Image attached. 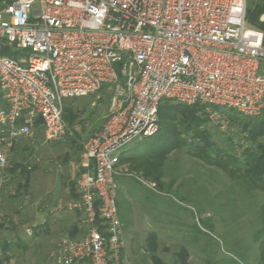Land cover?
Returning a JSON list of instances; mask_svg holds the SVG:
<instances>
[{"label":"built area","instance_id":"2783aa9c","mask_svg":"<svg viewBox=\"0 0 264 264\" xmlns=\"http://www.w3.org/2000/svg\"><path fill=\"white\" fill-rule=\"evenodd\" d=\"M246 7L247 0H0V192L14 143L33 145L37 133L44 144L72 138L65 100L111 93L103 124L83 146L79 199L66 205L84 232L58 240V264L122 263L117 178L135 173L115 153L158 132L163 100L248 118L264 111L263 33L247 25Z\"/></svg>","mask_w":264,"mask_h":264},{"label":"rangeland","instance_id":"374dc122","mask_svg":"<svg viewBox=\"0 0 264 264\" xmlns=\"http://www.w3.org/2000/svg\"><path fill=\"white\" fill-rule=\"evenodd\" d=\"M255 2L247 0V11ZM110 95L109 90L103 88L91 96L65 100L63 118L74 130V136L66 141L44 144L41 134L37 133L33 145L21 141L27 153H17L15 160L23 165L29 164L33 171L37 167L36 158L48 159L44 154L41 155L44 149L47 148L52 156L58 155L49 164L50 167L41 166L32 174L35 179L44 174V181L50 187L56 185L58 170L63 175L71 163L85 168L84 143L103 124ZM199 106L203 108V117L207 120L201 128L210 133L212 141L220 149L233 147L240 156L242 146L246 144L244 135L239 126L227 118V113L234 114V111ZM229 138L232 145L227 141ZM142 141L132 142L115 155L119 156ZM189 144L188 139L186 146L172 151L165 165L164 181L168 183L176 175L174 187L182 182L184 186L181 192L165 189L161 194L157 193L149 186L152 183L139 181L140 177L136 173L135 176L117 178L120 192L117 207L128 224L126 226L122 222V264H126L125 259L129 264H145V239L148 233L157 236V255L167 263H171L181 248H185L189 254V264H264L258 260V248L254 241L261 226L259 207L261 202L264 203V195L252 193L248 188L231 182L225 172L207 167L191 155ZM126 167L130 172V166ZM84 175L85 172L75 179V187ZM15 185L17 182L13 183ZM35 189L31 181L27 191L21 190L15 196L18 197L15 202L35 199ZM78 199L79 193L72 202ZM18 230L21 231L20 227ZM21 236L26 241L31 239L24 235L23 229ZM25 257L26 264L35 263L30 253ZM16 259L18 261L21 257Z\"/></svg>","mask_w":264,"mask_h":264},{"label":"trees","instance_id":"16d2710c","mask_svg":"<svg viewBox=\"0 0 264 264\" xmlns=\"http://www.w3.org/2000/svg\"><path fill=\"white\" fill-rule=\"evenodd\" d=\"M256 1L250 10L247 11L246 7V22L249 27L263 33L264 44V21H261L264 0ZM8 55L16 58L14 53ZM202 110L199 105L187 106L163 100L158 108V132L120 154V165H129L130 172L139 175L143 181L152 183L154 185L152 189L157 193L161 194L165 189L181 192L184 186L182 182L174 187L177 182L176 175L168 183L164 181L165 165L167 156L172 151L186 146L189 139L190 153L193 157L207 167L225 172L231 182L248 188L252 193L259 192L264 195V111L256 118L243 117L235 112L227 113V118L239 126L244 135L243 141L246 144L242 146V152L238 156L233 147L227 150L220 149L217 143L212 141L210 133L201 128L207 121ZM68 126L72 129L70 125ZM227 141L232 145L230 138ZM10 163L12 166L10 172L20 170V175L26 182L30 173L26 167L30 165H23L15 159L10 160ZM23 187L19 185V188ZM119 195L120 192L118 197ZM259 210L261 226L255 234L254 241L258 248V260L264 263V203L261 202ZM120 217L122 222H125L124 216L120 214ZM124 224L128 226L126 222ZM157 241L154 233L147 234L145 264H189V254L185 248H181L171 263L163 261L157 255ZM2 248L6 251L9 246L4 244ZM122 257L123 251L121 259Z\"/></svg>","mask_w":264,"mask_h":264},{"label":"crops","instance_id":"0c3cea01","mask_svg":"<svg viewBox=\"0 0 264 264\" xmlns=\"http://www.w3.org/2000/svg\"><path fill=\"white\" fill-rule=\"evenodd\" d=\"M46 149L44 153L41 152V155L44 154L48 159L36 158L37 167L33 171L30 170L26 182L20 175V170L10 172L11 166L10 181L0 192V250L3 252V259H0L1 264H26L28 262L26 259L24 261V258H27L25 257L27 253H30V258L35 261L33 264H58L54 259L58 240L65 236L72 239L79 238L84 232V228L80 225L78 212L67 210L66 205L77 198L75 179L86 172V169L78 166L77 163H71L63 175L59 170L56 172V185L47 186L44 174L38 176L37 179L32 176L43 166H49L58 156H52ZM17 153H27V148L21 141L13 144L11 161L16 159ZM31 181L36 187L35 199L28 202H15L18 198L15 196L19 195L21 190L27 191ZM14 182H17V186H13ZM19 185L24 187L19 188ZM118 216L123 231L124 225L119 211ZM19 227L21 231L18 230ZM28 227L32 228L31 235L25 232ZM22 229L24 235L31 238L30 241L22 238ZM4 244L9 246L6 251L2 248ZM20 257L21 261H17L16 258ZM124 263L129 264V261L125 259Z\"/></svg>","mask_w":264,"mask_h":264},{"label":"water","instance_id":"95a60500","mask_svg":"<svg viewBox=\"0 0 264 264\" xmlns=\"http://www.w3.org/2000/svg\"><path fill=\"white\" fill-rule=\"evenodd\" d=\"M264 19V16L261 17V21Z\"/></svg>","mask_w":264,"mask_h":264}]
</instances>
